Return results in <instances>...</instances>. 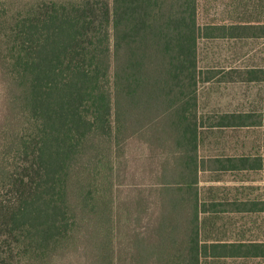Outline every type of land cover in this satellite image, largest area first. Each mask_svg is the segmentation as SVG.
Masks as SVG:
<instances>
[{"label": "trees", "instance_id": "obj_1", "mask_svg": "<svg viewBox=\"0 0 264 264\" xmlns=\"http://www.w3.org/2000/svg\"><path fill=\"white\" fill-rule=\"evenodd\" d=\"M263 38L264 0H0V264L264 259V241L201 238L197 186L199 87L264 83L201 43ZM220 117L264 126L261 108Z\"/></svg>", "mask_w": 264, "mask_h": 264}, {"label": "crops", "instance_id": "obj_2", "mask_svg": "<svg viewBox=\"0 0 264 264\" xmlns=\"http://www.w3.org/2000/svg\"><path fill=\"white\" fill-rule=\"evenodd\" d=\"M222 73L226 74L218 81L230 82L234 79L225 77H233L237 72L233 70ZM213 81L204 83L198 89L202 126L197 150V186L200 203L205 208L210 206L200 216L201 238L226 243L264 241V223H260L264 218V210L258 208L259 204H264V165L252 166L250 163V157L264 155V138L260 141L259 137L251 146L246 140L252 131L250 129H257L258 132L262 129L263 134L264 126L207 127L208 121L216 124L226 112L251 113L259 108L236 109V105L239 106L243 99L240 96L236 98L233 89L228 92L230 87L211 85ZM215 96L219 98L216 100L218 105L224 104L230 108L208 111ZM247 130L249 133L244 134ZM220 228L223 229V237ZM206 229L207 232H204ZM214 231L219 232V237H216Z\"/></svg>", "mask_w": 264, "mask_h": 264}, {"label": "rangeland", "instance_id": "obj_3", "mask_svg": "<svg viewBox=\"0 0 264 264\" xmlns=\"http://www.w3.org/2000/svg\"><path fill=\"white\" fill-rule=\"evenodd\" d=\"M231 47V49H230ZM213 57V59H212ZM200 59L201 62L205 59H210V61L217 62L216 64L220 66V64L226 63L228 61L232 64H239L242 61H248L250 60L251 63H264V38L263 39H243V40H205L201 43V49H200ZM244 62V63H246ZM229 72V71H226ZM226 73L219 74L211 85H218V86H225L230 87L228 92L231 91V89L235 90V95L237 97H241L243 99V102L238 106L237 108H241L243 110H250L254 108H261L264 106V83H246V82H240L236 81L238 79L239 73H236L232 78L233 81L226 82V81H218L222 75H225ZM237 77V78H236ZM226 78H231L229 76H226ZM202 84L201 86H203ZM200 86V87H201ZM227 94V92H225ZM219 99L217 96L214 97V101L211 105H209L208 111H219V110H226V108H230L226 105H218L216 100ZM250 101V102H248ZM237 103V102H236ZM251 133L248 132V130L244 133H249L246 137V140L249 142L250 146L253 142H256L259 137L260 141H263L264 138V131L262 134V129L259 130V132L254 129ZM243 132L245 131L242 130ZM127 184V183H126ZM6 197V195L1 194L0 199ZM9 198V196L7 197ZM260 223H264V218L260 220ZM264 225V224H263ZM221 229V228H220ZM203 231V230H202ZM207 232V229L206 231ZM216 237H219V232L214 231ZM208 235V234H207ZM221 235L222 237L225 236L223 229H221ZM209 236V235H208ZM211 237V236H209ZM215 237V238H216ZM227 264H264V259L262 260H236L234 263H227Z\"/></svg>", "mask_w": 264, "mask_h": 264}]
</instances>
